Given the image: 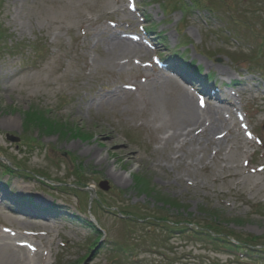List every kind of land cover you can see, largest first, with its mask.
<instances>
[{"label": "rangeland", "instance_id": "obj_1", "mask_svg": "<svg viewBox=\"0 0 264 264\" xmlns=\"http://www.w3.org/2000/svg\"><path fill=\"white\" fill-rule=\"evenodd\" d=\"M179 1L0 0V161L21 165L0 179L59 210L22 214L0 189V264H264L159 221L217 217L264 243V0ZM142 25L210 75V98L158 64ZM44 111L67 130L28 124Z\"/></svg>", "mask_w": 264, "mask_h": 264}, {"label": "trees", "instance_id": "obj_2", "mask_svg": "<svg viewBox=\"0 0 264 264\" xmlns=\"http://www.w3.org/2000/svg\"><path fill=\"white\" fill-rule=\"evenodd\" d=\"M193 3V7H206L207 4H205L203 1L201 0H190ZM181 2V3H180ZM211 3H215V0H212ZM180 5H183L184 7L188 8V6L185 4V2L183 0L179 1ZM212 5V4H210ZM209 6V5H208ZM192 6H190L189 8H191ZM212 13H216V11L210 7L209 9ZM145 18V16H144ZM248 29H251V26L249 24H246ZM237 28V26H236ZM154 28L152 27H147L145 29V31L147 33H149L151 36H154V34L152 32ZM231 34L236 37V35L238 36V34H240L238 29H230ZM157 38H153L156 39L155 43H160V39L158 36H156ZM160 41V42H159ZM166 53V54H165ZM263 54V52L261 50H258V52L255 53V57L259 58L261 57V55ZM163 61L165 62L166 65H168V67H170L172 69V71H174L175 73H177L178 75H180L181 77H183L186 81L190 82L191 84H193L195 87H198L202 81H204L206 84H209L208 86H205L206 89L212 88V86L210 85V75H202L201 74V68L199 67H195L193 65V63H188L186 60H184V58H182V56L180 57L178 55V53H174L173 51H168V52H163ZM264 76V74H262ZM214 87V86H213ZM46 116L47 113L42 114L40 116V113L37 116H31L30 120H29V125H33L36 127L35 124H42V126L40 128H51L53 127V129L55 128H59V131H66L67 128L66 126L59 124L58 127H55L54 122L49 121V119H47ZM52 127H51V126ZM73 130V129H70ZM69 131V130H68ZM74 132H77L75 130H73ZM34 140V139H33ZM0 168L2 169L3 174H16L19 172V170L21 169V165L18 163L15 164H7L4 163L2 161H0ZM40 177V179H42L44 181V173L39 172L37 173ZM144 178V177H143ZM140 178L137 179V184L139 187H141L142 185H144L145 183H148V181H146L145 179ZM87 186V184H83L78 182L76 185V190H74L76 193L78 190H81L83 194H86L88 196V194L84 191L85 187ZM74 188V187H73ZM0 189L3 190V192L6 194L8 201L10 203V205H12V208L17 210L18 212L20 211L21 213H26V210L24 208V206H28L30 207L31 205H36L34 202L31 203V201H29V198L27 196H20L17 195L15 193V191L11 188H9V185L2 181L0 179ZM78 189V190H77ZM80 192V191H78ZM81 193V192H80ZM85 195V196H86ZM164 201L166 202L165 204H171L172 206H178V203L172 201V200H166L164 199ZM102 201H95L93 202L91 200V202L89 201L87 203V207H89L88 209H91L93 206V203H96V206L100 205ZM35 208H37V210L42 211V213H44V211H47L49 213H54V212H58L59 210H57V207L54 208L53 211L51 209H44L41 206H34ZM122 217H127L126 215H124V213L122 214ZM167 216H164L163 218H161V223H167L170 225V227L174 230H181V231H189L190 235L192 236H196L198 231L200 229H202V231H206L205 236H207V239L210 243L213 244H219L222 247H225L228 251L229 249H231V252H228L227 254L231 255L233 254L232 251L233 250H240L243 252H248L249 254H253V253H257L258 249H262L264 250V243H261L260 241H258V237L254 236V235H246V234H234V233H229L226 232V230H220L221 226H223V224L217 219V217L213 218H209V221L203 225H200L199 223H193V227H190V225L187 223V225H180L181 223H183V221H176V225H171L167 219ZM130 220H132V218H129ZM133 221V220H132ZM197 228H196V227ZM93 228L95 229V231H97L96 227L93 226ZM125 250V249H124ZM239 251V252H240Z\"/></svg>", "mask_w": 264, "mask_h": 264}, {"label": "bare ground", "instance_id": "obj_3", "mask_svg": "<svg viewBox=\"0 0 264 264\" xmlns=\"http://www.w3.org/2000/svg\"><path fill=\"white\" fill-rule=\"evenodd\" d=\"M118 40H120L118 43L119 44H123L125 41H123L122 39H118ZM213 89L212 88H209L208 89V91L209 92H211ZM191 104H193L192 103V101H191ZM194 114H195V112H194ZM218 128V126L217 125H213V127H211L210 128V131H209V134H212L214 131H216V129ZM259 170V168L258 167H250L249 168V171H251V172H257ZM44 200V199H43ZM34 206H37V205H31L30 207H28L27 205L26 206H24V208H25V210L27 211V212H29V213H33L34 215H39V216H42V212L41 211H39V210H37V208H35ZM40 206V205H39ZM8 238V237H7ZM9 239V238H8ZM22 241H23V239H21ZM25 240V239H24ZM21 244H28V243H26L25 241H24V243H21Z\"/></svg>", "mask_w": 264, "mask_h": 264}, {"label": "water", "instance_id": "obj_4", "mask_svg": "<svg viewBox=\"0 0 264 264\" xmlns=\"http://www.w3.org/2000/svg\"><path fill=\"white\" fill-rule=\"evenodd\" d=\"M11 140H12V141H17V140H19V139H18V138H14V137H12ZM99 186H100V188H101L102 190H104V191H107V190L109 189V185H108V182H107V181H102V182H100Z\"/></svg>", "mask_w": 264, "mask_h": 264}]
</instances>
